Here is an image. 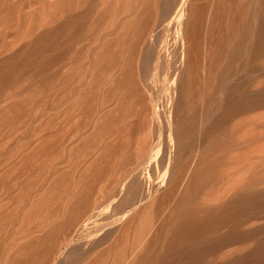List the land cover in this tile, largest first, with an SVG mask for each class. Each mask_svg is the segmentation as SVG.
Returning a JSON list of instances; mask_svg holds the SVG:
<instances>
[{"label":"bare ground","instance_id":"1","mask_svg":"<svg viewBox=\"0 0 264 264\" xmlns=\"http://www.w3.org/2000/svg\"><path fill=\"white\" fill-rule=\"evenodd\" d=\"M0 264H264V0H0Z\"/></svg>","mask_w":264,"mask_h":264}]
</instances>
